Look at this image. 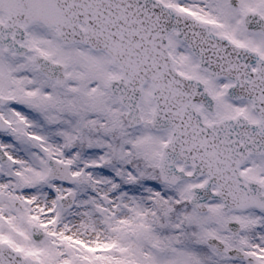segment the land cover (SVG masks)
Segmentation results:
<instances>
[{
    "label": "snow or ice",
    "instance_id": "obj_1",
    "mask_svg": "<svg viewBox=\"0 0 264 264\" xmlns=\"http://www.w3.org/2000/svg\"><path fill=\"white\" fill-rule=\"evenodd\" d=\"M0 264H264V0H0Z\"/></svg>",
    "mask_w": 264,
    "mask_h": 264
}]
</instances>
